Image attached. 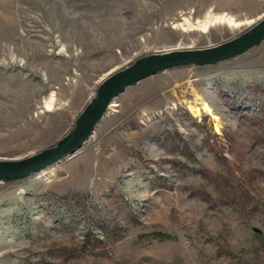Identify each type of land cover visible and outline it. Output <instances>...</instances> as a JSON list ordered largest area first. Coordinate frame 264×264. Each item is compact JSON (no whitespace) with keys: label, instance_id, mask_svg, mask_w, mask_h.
Returning a JSON list of instances; mask_svg holds the SVG:
<instances>
[{"label":"rangeland","instance_id":"rangeland-1","mask_svg":"<svg viewBox=\"0 0 264 264\" xmlns=\"http://www.w3.org/2000/svg\"><path fill=\"white\" fill-rule=\"evenodd\" d=\"M213 14L238 27H196ZM263 19L264 0H0V160L71 136L114 73ZM43 171L0 180V264H264V41L130 87Z\"/></svg>","mask_w":264,"mask_h":264},{"label":"water","instance_id":"water-1","mask_svg":"<svg viewBox=\"0 0 264 264\" xmlns=\"http://www.w3.org/2000/svg\"><path fill=\"white\" fill-rule=\"evenodd\" d=\"M264 41V21L241 36L202 51L179 52L143 59L108 77L78 120L75 132L56 147L21 160H0V180H17L78 154L89 142L106 111L127 89L162 72L191 64H214L236 57Z\"/></svg>","mask_w":264,"mask_h":264},{"label":"bare ground","instance_id":"bare-ground-1","mask_svg":"<svg viewBox=\"0 0 264 264\" xmlns=\"http://www.w3.org/2000/svg\"><path fill=\"white\" fill-rule=\"evenodd\" d=\"M261 21H264L261 20ZM260 21V22H261ZM259 22V23H260ZM257 23V24H259ZM185 24L187 25V27L189 28H193V25L189 22V21H185ZM215 24H225L227 26H229L230 28H234V27H238V24L236 21H234L233 18L227 16V15H223V16H215L214 14L213 15H209L206 17V19L203 21V22H198L196 27L200 28L201 30L205 31L207 28H209V26H213ZM256 24V25H257ZM255 25V26H256ZM253 26V27H255ZM252 27V28H253ZM173 53H179V52H170V54H173ZM169 54V53H168ZM166 54V55H168ZM105 82V81H104ZM113 104V103H112ZM111 104V106H112ZM47 106V109L51 108L50 105H46ZM110 106V107H111ZM201 106L203 107L204 111L207 112V113H210L211 112V109L208 105H206L205 103H202ZM109 107V108H110ZM192 113L194 114V116H197V117H200V110L199 109H195V110H192ZM94 134V133H93ZM92 137V136H91ZM69 160V159H68ZM44 172V171H43ZM42 178L47 176L45 173H42Z\"/></svg>","mask_w":264,"mask_h":264},{"label":"trees","instance_id":"trees-1","mask_svg":"<svg viewBox=\"0 0 264 264\" xmlns=\"http://www.w3.org/2000/svg\"><path fill=\"white\" fill-rule=\"evenodd\" d=\"M158 236H159V237H163V234L159 233Z\"/></svg>","mask_w":264,"mask_h":264}]
</instances>
